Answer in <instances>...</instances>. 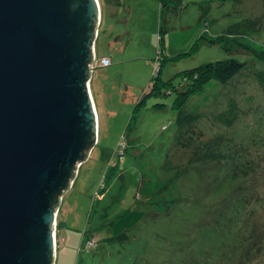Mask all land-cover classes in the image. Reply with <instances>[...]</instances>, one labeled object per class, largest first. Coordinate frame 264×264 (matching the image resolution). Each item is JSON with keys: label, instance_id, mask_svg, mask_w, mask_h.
<instances>
[{"label": "rangeland", "instance_id": "obj_1", "mask_svg": "<svg viewBox=\"0 0 264 264\" xmlns=\"http://www.w3.org/2000/svg\"><path fill=\"white\" fill-rule=\"evenodd\" d=\"M97 1L96 141L60 198L54 264H264V64L208 43L238 26L264 49V0ZM228 59L236 76L177 106L183 72Z\"/></svg>", "mask_w": 264, "mask_h": 264}, {"label": "water", "instance_id": "obj_2", "mask_svg": "<svg viewBox=\"0 0 264 264\" xmlns=\"http://www.w3.org/2000/svg\"><path fill=\"white\" fill-rule=\"evenodd\" d=\"M97 0H0V264H54L60 198L96 141Z\"/></svg>", "mask_w": 264, "mask_h": 264}, {"label": "trees", "instance_id": "obj_3", "mask_svg": "<svg viewBox=\"0 0 264 264\" xmlns=\"http://www.w3.org/2000/svg\"><path fill=\"white\" fill-rule=\"evenodd\" d=\"M242 27L251 28V22L242 25ZM238 28V26L230 28L226 35H221L208 43L218 45L226 50L231 46L241 47L250 51L260 63L264 64V49L251 48L248 44L240 42L238 38L240 33L236 32ZM241 35H243V33ZM161 41L162 39H159V42ZM243 67L244 64L237 60L228 59L203 64L197 68L183 72L182 76L187 83V89L184 92L179 93L177 106H182L188 98L200 92L210 79L220 84H225L236 76ZM254 77L256 78L258 85L264 89V69L256 71ZM168 84H170V82H168Z\"/></svg>", "mask_w": 264, "mask_h": 264}, {"label": "built area", "instance_id": "obj_4", "mask_svg": "<svg viewBox=\"0 0 264 264\" xmlns=\"http://www.w3.org/2000/svg\"><path fill=\"white\" fill-rule=\"evenodd\" d=\"M110 64V62H109V60L108 59H101L100 61H99V66H101V67H106V66H108ZM55 238H56V243H57V235H56V230H55Z\"/></svg>", "mask_w": 264, "mask_h": 264}, {"label": "crops", "instance_id": "obj_5", "mask_svg": "<svg viewBox=\"0 0 264 264\" xmlns=\"http://www.w3.org/2000/svg\"><path fill=\"white\" fill-rule=\"evenodd\" d=\"M56 247H57V243H56Z\"/></svg>", "mask_w": 264, "mask_h": 264}]
</instances>
